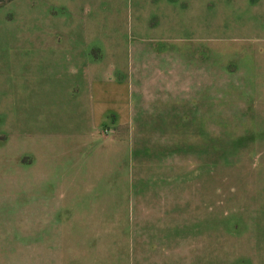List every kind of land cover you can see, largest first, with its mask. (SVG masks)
Returning <instances> with one entry per match:
<instances>
[{"label": "rangeland", "instance_id": "374dc122", "mask_svg": "<svg viewBox=\"0 0 264 264\" xmlns=\"http://www.w3.org/2000/svg\"><path fill=\"white\" fill-rule=\"evenodd\" d=\"M0 200V264H264V0H5Z\"/></svg>", "mask_w": 264, "mask_h": 264}, {"label": "crops", "instance_id": "0c3cea01", "mask_svg": "<svg viewBox=\"0 0 264 264\" xmlns=\"http://www.w3.org/2000/svg\"><path fill=\"white\" fill-rule=\"evenodd\" d=\"M148 69H149V67L145 68L146 73H143L142 77L147 79V80H149V81L154 80V82H156L155 85H161L162 87H155L153 89V91H155V92H157V93H159L161 95H164L165 94L164 93L165 92V82H166L165 80L168 79V78H173L175 76V74L167 76V75L161 73L160 71L155 70V72H152V75H149V72H147ZM178 72L180 73V71H178ZM176 74H178V73H176ZM193 77H192V79H193ZM187 84H188V88H190L189 89L190 91H191V88L196 86V85H194L195 82H191V83L188 82ZM166 98H169V97L167 96ZM167 115H169L168 116L169 118L167 120H165L163 123H156L155 122L153 124L154 126L156 125V127L163 125L164 127H163L162 130L164 131V133H173L172 131H176L177 129L182 127V125L193 126V125H195L197 123L199 124L200 121H201V119H199V118L198 119L190 118V121H187L186 123H183L182 121H180L181 119H179L178 115H172V114H167ZM161 117H162V115H161ZM5 205H7V203L5 201H3V200H0V207L5 206ZM33 214H34V211H31L30 212L31 220L35 219V216H33ZM49 214H50V209H48L45 214H43V213H42V215L39 214L38 218L42 217L44 219L45 215H48L47 218H49ZM15 219L16 220L14 222H8V223H11L10 225H12V224L16 225L21 220L19 215H17L15 217ZM2 223L3 222L0 221V227L2 226Z\"/></svg>", "mask_w": 264, "mask_h": 264}, {"label": "trees", "instance_id": "16d2710c", "mask_svg": "<svg viewBox=\"0 0 264 264\" xmlns=\"http://www.w3.org/2000/svg\"><path fill=\"white\" fill-rule=\"evenodd\" d=\"M5 2V0H0V6Z\"/></svg>", "mask_w": 264, "mask_h": 264}]
</instances>
